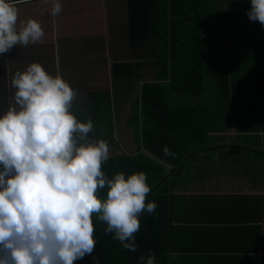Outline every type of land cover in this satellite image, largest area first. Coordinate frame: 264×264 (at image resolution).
I'll return each mask as SVG.
<instances>
[{
  "label": "trees",
  "instance_id": "obj_1",
  "mask_svg": "<svg viewBox=\"0 0 264 264\" xmlns=\"http://www.w3.org/2000/svg\"><path fill=\"white\" fill-rule=\"evenodd\" d=\"M250 6V0L132 1L128 38L133 59L138 60L131 66L133 77H115L118 71L113 70L114 103L123 108L110 119L109 129L106 124L102 131L90 132L89 138L115 145L114 121L126 123L136 148L125 153L115 145L120 152L109 154L102 171L109 179L117 172L125 178L146 173L151 189L146 203L155 202L157 208L153 214L140 215L135 252L124 249L111 234L105 235L106 225L93 217L95 249L92 256L85 255L75 264H139L138 257L150 253L155 254V264H264V225L242 227V234L251 237L244 239L246 246L235 248L229 256L215 255L214 249H226L214 243V228L202 223L209 219L204 215L210 197L204 200L205 195L185 196L179 191L203 156L209 159L216 153L237 160L247 151L252 158L260 154L241 141L213 142L230 138L220 133L233 127L245 139L254 138L259 125L264 127V27L249 20ZM139 55L147 56L145 63ZM246 90L255 92L258 99L244 103L239 95ZM124 113L127 116L122 119ZM165 146L174 156H164ZM209 172L217 169L208 168L205 174ZM236 176L227 174L231 181ZM105 195V190L99 192L101 198ZM241 199L253 212L261 208L257 209V202H246L252 196ZM232 244H226L227 248ZM246 251L254 255L238 256Z\"/></svg>",
  "mask_w": 264,
  "mask_h": 264
},
{
  "label": "clouds",
  "instance_id": "obj_2",
  "mask_svg": "<svg viewBox=\"0 0 264 264\" xmlns=\"http://www.w3.org/2000/svg\"><path fill=\"white\" fill-rule=\"evenodd\" d=\"M19 2L26 0H0V55L44 36L33 19L17 29ZM250 5L249 20L264 27V0ZM61 11L60 0H51L50 15ZM11 84L14 103L0 115V264H75L92 256L93 217L106 225L105 235L137 251L139 217L157 208L146 203L151 191L146 173L105 175L108 143L89 138L93 122L73 115L77 93L58 73L33 62ZM162 151L174 156L167 146ZM138 261L155 264V254Z\"/></svg>",
  "mask_w": 264,
  "mask_h": 264
},
{
  "label": "crops",
  "instance_id": "obj_3",
  "mask_svg": "<svg viewBox=\"0 0 264 264\" xmlns=\"http://www.w3.org/2000/svg\"><path fill=\"white\" fill-rule=\"evenodd\" d=\"M132 1L60 0L62 11L55 17L50 15L51 0L47 2L46 0H26V2L17 3V29L22 28L28 19H33L40 23L44 36L37 43H30L27 46L17 45L8 53L0 55V115L14 103L15 89L11 84L13 75L36 62L49 74L55 76L58 73L76 91L77 95L73 100L71 112L77 120L86 122L91 119L95 131H102L101 127H105L106 124L110 126V119H114L118 109L123 108V105L117 106L114 103L116 99L113 97L114 89L112 88L113 70L118 71L115 77H133L131 66L138 61L133 59V46L128 38V34L131 33L129 17L130 12H133ZM139 56L141 63L143 61L145 63L147 56L145 58H142L143 55ZM102 97L105 104L101 103ZM239 97L244 98L242 100L248 104L251 100L254 101L253 98L257 97V94L246 90ZM81 114L88 117L82 118ZM105 118L109 119L108 123ZM94 120L97 122L95 123ZM123 125L125 131L130 132V140H120L122 139L118 129L120 127L115 120L113 129L118 127L115 133H118L119 138L113 141L118 146L120 142H123V145L125 143L124 149H121V146L119 149L125 153H132L133 148L136 147L132 131L125 122ZM259 126L260 129L253 132L255 137L251 139L235 138L234 135L238 132L233 127L232 131L220 133L230 138H219L213 141L215 143L241 141L260 152L258 157H241L232 160L222 155L219 157L223 158L219 159L216 153L210 155L209 159L208 156H203L194 163L196 164L195 173L183 179L184 185L179 188L185 196L205 195L204 200L207 196L210 197L206 200V207L208 206L209 209L205 210L207 213L204 215L209 219L202 223L208 228H214L216 234L211 233L214 243L219 244V248L226 249L223 251L210 247L214 249L215 255L218 253L222 257L229 256L235 248L241 249L246 246V240L251 237L242 234L240 230L242 227L255 225L254 223L264 225V154H262L264 127ZM115 145L108 146L113 148ZM126 146H133V148L127 150ZM119 149L113 148L109 154H116L120 152ZM114 150L117 151L114 152ZM205 158L208 159L206 163ZM211 161L214 162L213 165H210ZM208 168L210 171L217 169V172L205 174ZM230 173L238 175L234 177L236 181L229 180L227 174ZM242 196H252L253 200L246 199V202H257V209L261 208L253 212L252 208L243 205ZM235 199L237 202L233 201ZM247 214L250 217L244 218ZM254 214L257 216L255 217ZM252 216L258 217V220L252 219ZM226 244H232V247L227 248ZM228 250L230 252H227ZM243 254L254 255L246 251L242 254L238 253V256ZM256 255H261V249Z\"/></svg>",
  "mask_w": 264,
  "mask_h": 264
},
{
  "label": "rangeland",
  "instance_id": "obj_4",
  "mask_svg": "<svg viewBox=\"0 0 264 264\" xmlns=\"http://www.w3.org/2000/svg\"><path fill=\"white\" fill-rule=\"evenodd\" d=\"M101 103L102 104H105L106 102L103 100V97L101 98ZM103 109L106 111V109H105V107H103ZM123 118L122 119H124V117H126L127 116V114H122L121 115ZM122 122V120H118L117 121V126H119L120 128H118L117 126H116V128L115 129H113V135H112V138H113V140L114 141H116V139H118L119 138V135H118V133L116 134L115 133V130L118 128L119 130H120V132H119V134L122 136V139H120L121 141L123 140V141H129L130 140V132L129 131H125V128H124V126H123V122ZM108 129L110 128L109 126L107 127ZM238 134V133H237ZM235 137L236 138H244L243 136H237V135H235ZM129 143H131V142H129ZM124 145H126L125 143H124ZM123 145V142H120V145L119 146H121L120 148L121 149H124V146ZM114 149H115V147H113ZM113 148H111V147H109V153H111L112 151H113ZM133 148V146H126V149L128 150H131ZM136 148V147H135ZM135 148H133L134 150H135ZM114 152H116V150H114ZM222 152V151H221ZM248 153L247 154H244L243 155V157H246V158H248V157H250L249 156V154H251L252 155V152L251 151H247ZM219 153V152H218ZM246 153V152H245ZM262 154H264V151L262 152Z\"/></svg>",
  "mask_w": 264,
  "mask_h": 264
}]
</instances>
